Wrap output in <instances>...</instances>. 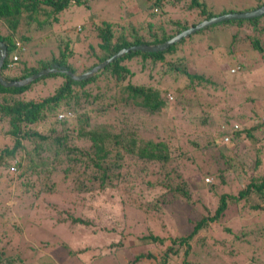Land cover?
Returning <instances> with one entry per match:
<instances>
[{
	"label": "trees",
	"instance_id": "trees-1",
	"mask_svg": "<svg viewBox=\"0 0 264 264\" xmlns=\"http://www.w3.org/2000/svg\"><path fill=\"white\" fill-rule=\"evenodd\" d=\"M91 1L0 0V21L4 22L8 29L5 34L0 31V40L6 45V57L0 68L3 77L20 80L50 67L53 63L66 65L75 73H84L123 47L158 44L196 25L203 19L229 12L251 10L264 5V0H257L254 5L248 7H223L216 11L213 4H208L207 0H144V6L133 4L135 11L128 12L131 18H136L138 15L143 16L144 21L139 24L124 21L126 10L132 5L129 6V0L127 3L122 0L123 16L115 21L104 19L95 23L100 40L96 43L97 45L87 47V55L82 58L81 62L86 64L88 58H93V61L86 67H82L83 69L76 71L73 65L66 61L64 50H59L57 58L48 60L40 57L36 58L33 64L21 60L20 57L26 53V45L30 42L33 32L40 33L41 36H38L41 40L50 38L49 34L53 32H47L48 29L53 30L54 27L59 28L65 25V14L68 11L76 6L87 9ZM177 11L181 13L180 16H175ZM22 21L27 29L23 28L20 32ZM88 24L80 25L83 28ZM65 28L71 29L66 26ZM80 29L76 27V30ZM223 31L225 35H222ZM203 41L207 42V50L210 52H204V56L209 54L207 57H211L215 49L219 54L220 50L225 49L224 56L228 59L227 66L230 73H233L231 69L237 66L239 68L236 69L238 71L235 70V73L246 71L259 62V59L252 56L259 54L262 59L264 57V13L258 17L224 20L206 26L170 45L164 51L132 50L109 62L87 79L74 80L65 73L52 72L37 77L24 86L5 87L0 84V122L6 121L9 125L6 133L10 139V143H5L0 149V180H4L8 175L13 176L11 177L13 182L18 179L21 194L13 192L14 185L12 190L10 188L7 190L6 198L8 201L12 195L16 198L12 205L15 208L18 205L23 206L20 203L24 201L26 203L27 198L45 194L40 197L39 201L32 200L28 206V211L32 215H27V219L31 221L28 224V231L34 229L38 232L37 236L31 238L35 239L32 242L37 248H42L48 242V239L44 238L47 230L41 231L38 228L42 226L43 221L47 220L50 226H57L61 218L64 222H66L64 219H67L72 222L71 224L88 222L83 215H76V210L73 208L77 201L74 199L72 203H67L68 201L64 203L65 199H60L62 193L68 192L74 197L78 195L82 197L86 192L87 195L108 187L118 188L120 186L135 187L149 192L157 190V195L152 199H148L143 205L139 203L134 208L157 213L156 220L163 226L162 218L166 215L168 205L179 199L184 200L188 205L196 202L197 199L193 196L195 195L194 190L199 191V181L206 182V190L210 189L214 193L217 181L210 182L209 176L214 173L219 183L226 184L237 169L233 161L237 159V155L244 158L252 156L246 149L248 146L246 142L254 144L252 148H255V153L249 165H241L244 172L241 185L239 183V186L233 189L235 192H228L230 190L225 189L227 191L219 193L215 199L214 208L209 209L207 214L204 213L196 218L188 217L190 230L171 236L172 245L164 249L157 259L161 264L177 256L178 249L174 246L176 244L186 246L184 251L186 255L193 239L197 243L204 244L206 239L215 238L213 235L212 237L207 236V228L229 212L230 215L234 214L233 206L245 207L254 212L264 210V163L258 154L260 149L257 147L261 144V137L256 135L257 132L264 130V105L256 104L251 109L252 113L246 115L245 119L243 118L245 113L229 114V110H226L219 119L217 134L210 133L204 145H200L202 140L196 139L198 127L207 124V120L201 118L199 121H194L187 112L188 106H191L189 103L198 101L200 92L210 87L213 92L218 89L216 78L213 77V79L211 75H207L204 67L196 65L195 57L201 59L200 54L205 49L199 46ZM221 43L223 48H219ZM194 44L199 50L197 56H195L197 51L193 49ZM72 52L71 49V56ZM236 52H241V55ZM191 53L195 57H192ZM14 55L17 56L16 60L13 59ZM245 56L246 59L242 60ZM206 58L204 62L207 63ZM230 65L232 67L229 68ZM192 67L194 70H191ZM53 78H59L64 82L56 91L47 94L43 100H21L22 94H28L40 83ZM171 79L176 80L177 83H173ZM181 96L182 98L187 97L189 103L180 101ZM81 98L84 99V103L96 104L100 108L98 110L101 111V115H105L106 120L115 119L117 126L109 129L108 124L92 125L87 113H78ZM171 98L174 100L173 103ZM242 98L252 101L249 96L242 95ZM177 99L178 103L183 102L179 108V114L177 112L179 109L177 110L176 106L172 105L177 102ZM186 107L188 108L184 110ZM166 108L171 110L173 116L178 115V119L184 120L187 124L188 129L183 127L180 131L178 130L183 135L176 133L177 139H174L168 132V125L164 119L162 127L166 135L161 137L152 134V136L147 135L146 138L139 140L138 130L133 126L125 125L126 120L132 121L128 114H135L137 117L135 119H141L140 126L143 127L149 120L147 116L137 114L138 112L163 113ZM111 109H117V111L121 109V111L112 112ZM58 113L64 114L59 120L54 116ZM124 115L125 117H120ZM75 118L80 121L77 127ZM123 124L124 129L120 130ZM116 128L117 133L114 132ZM73 133L86 141L88 146L82 150L71 145ZM226 135L228 140L224 141ZM263 135L262 132L261 136ZM230 150L231 153H227ZM196 155L206 157L209 167L205 169L203 174L206 175L205 177L195 173L194 177L197 180L195 183H190L188 178L190 172L186 171L190 170L189 167L197 165ZM57 167L62 169L63 174L58 173L56 178L47 176L48 181L45 186L47 189L34 192L35 195L30 196V191L35 184L31 180V174L44 172L45 169L53 170ZM50 172L52 171H46L48 175ZM63 182L67 190H64L65 187L59 188V184ZM0 193H2L1 190ZM57 196L59 198L54 199ZM18 201L19 204H17ZM36 203L42 206L41 210L44 211L46 219L32 213L31 208ZM3 204L9 207L11 202L9 205ZM172 218L177 220L171 216ZM149 223L147 228L150 226ZM227 230L230 232L229 228ZM149 233V235L136 233L139 235L135 239L136 244L146 246V243L150 241L160 243L164 241L165 237L161 235L162 233L156 234L152 231ZM237 237L238 234L235 238ZM210 242L218 248L227 246L226 253L231 256L230 240L225 242L226 245L218 238ZM21 256V251L14 247L7 235L0 230V264H25ZM149 256V253L145 255L146 258ZM183 264L189 263L184 262Z\"/></svg>",
	"mask_w": 264,
	"mask_h": 264
},
{
	"label": "rangeland",
	"instance_id": "rangeland-1",
	"mask_svg": "<svg viewBox=\"0 0 264 264\" xmlns=\"http://www.w3.org/2000/svg\"><path fill=\"white\" fill-rule=\"evenodd\" d=\"M125 1L126 3L128 2V0ZM207 1L208 4H213L216 11L221 10L223 7H248L257 2V0ZM133 4L144 6L145 3L144 0H129V6H132L126 10V18L124 21H133L141 24L144 21L142 20V15H138L136 18H131V15H128V12L135 11V5ZM122 7V0H92L87 9L76 6L65 14V25L60 26L59 28L54 27V31L52 28L48 29L47 32H53L49 34L51 35L50 38L41 40L40 33L37 34L33 32L30 42L26 45V53L20 57L21 60L33 64L36 58L42 57L48 60L51 58H57L59 57V52L64 50L66 53V61L73 65L76 71L83 69L87 64L93 61V58H88L86 64L81 62L82 58H85L87 55V47L96 44L100 40L95 23L97 24L100 20L104 19L118 20L123 16V11H121ZM180 15L181 13L179 11L175 13V16ZM82 23L89 24L88 26L86 25L87 27L85 26L82 28L80 25ZM65 26L71 27V29L65 28ZM76 27H80L81 29L76 30ZM23 28L27 29L24 21L20 24V32L23 31ZM0 31L3 34L8 31L5 23L1 21ZM208 32L206 33L207 35ZM223 32L224 34L222 33V35H225V31ZM67 44L68 46H66ZM199 46L205 48L200 54L202 58L198 59L195 57L198 55L199 51L195 44L193 49L194 51H197V53L195 56L191 53V56L195 57L197 66L204 67V72L207 75L216 78L215 80L218 81V89L213 92L210 90V87L209 89L200 92V98L195 102H188V94H186L187 97L185 98H182L181 96L180 101H187L191 104V106H188L189 110L187 112L194 121H199L201 118L207 120V124H202L198 127L197 134L195 135L197 137L196 139L202 140L200 145H204L206 139L210 137V133L214 132V134H217L216 129L219 128L217 126L220 123L219 119L226 110H229V114L238 112L245 113V116L243 117L245 119L247 118L246 115L252 113L251 109L256 104L264 105V69H262L264 66V57L262 59L260 57L261 55L255 54V56L252 57L259 59V62L251 67L248 66L250 68L246 71L242 70L237 73H230L227 66L228 59L224 56L226 52L225 49L220 50V54L216 53L215 49V51H212L211 57H207L209 54L204 56V52L210 53L209 50H207V42L205 43V41H203ZM219 48H223L222 43L219 45ZM71 49L73 50L72 56L70 54ZM236 54L241 55V52H236ZM205 58L207 63L204 62ZM244 59H246V56L243 57L242 60ZM203 64H205V66ZM259 66L262 67L260 68ZM230 67L232 66L230 65L229 68ZM191 70H194V67H192ZM231 72L234 71L231 69ZM171 81L177 83L176 80L171 79ZM63 82L64 81L59 78L46 80L40 83L37 88L31 89V92L28 94H22L20 98L25 101L31 99L34 101H41L47 94L56 91ZM178 94L179 93L177 92V95ZM242 95L251 97L252 101L243 99ZM115 98H117V96H115ZM81 101L82 102L79 103L78 113H87L92 125L100 123L108 124L109 129L117 126L115 119L110 118L106 120V116L101 115V111L98 110L100 108L96 104L84 103V99L82 98ZM173 101L174 100L172 99V103ZM180 101L178 103L177 99V102L172 104L176 106L177 110L181 108V105L183 104V102L180 104ZM115 105L117 104L115 103ZM111 111L120 112L121 109L118 111L117 109H111ZM177 112L179 114L180 109ZM68 114L73 115L71 113ZM137 114L147 116L146 118H148L149 122H146V126H140L141 119H135L137 118L135 114H128V117H131L132 121L126 120L125 125L127 127L133 126L134 129L138 130L137 137L139 140L146 138L147 135L152 136V134L159 137L166 135V132L162 127L163 119L168 125V132H170V135L174 139H177L176 133L181 136L183 135L179 133L180 129L183 127L187 128L185 121L179 120L178 115L173 116L169 108H166L163 113L150 114L148 112H138ZM54 116L57 118V114ZM120 117H125V115ZM74 121H76L75 126L77 127L80 124V121L76 118ZM125 125L123 124L120 130H123ZM8 128L9 125L6 121L0 122V149L4 147L5 143H10L8 133H6ZM219 130L221 131V128ZM114 132L117 133V128ZM262 132L264 133V130H262ZM262 132H257L256 135L261 137V144L259 140L260 145L257 147L260 149L258 154L261 157L262 163H264V135L261 136ZM204 137L206 138L201 139ZM183 139L185 140V138ZM169 143L171 144L172 142ZM245 144L248 145L246 149H248V152H250L252 156L244 158L243 156L236 154L237 159L233 161L235 162L237 169H235L234 173H232L231 177L226 181V184L219 183L213 173V175L209 177L211 178L210 182L213 181L212 183H215L214 181H217L216 192L214 193L210 189L208 191L206 190L205 181V183L199 181V191L197 192L194 190L195 195L193 196L194 199H197L196 202L188 205L184 200L179 199L173 204L168 205L166 207V215L162 218L163 226H161L156 220L158 217L157 213H152L146 209L138 210L134 208L136 205H139V203L143 205L145 201L152 199L157 195V190H150L149 192L144 189L139 190L135 187H108L102 191L99 190L87 195L86 192L82 197L80 195L74 197L69 195L72 193L64 192L60 199L64 198V203L66 201H68L67 203H72V200L75 199L77 202L74 204L73 209L76 210V215H83V217L88 219V222L71 224L72 222L67 219H64L66 221L64 222L61 218L58 221L59 223L57 226H50L48 225L47 220L43 221L42 226H39L38 228L41 231L47 230L44 238H47L48 242L44 244L42 248H37L32 242L35 239L31 238L37 236L38 232L34 229L28 231V224L31 223V221L27 219V215L32 216L28 211V206L32 200L39 201L40 197L45 195L39 194L37 197L32 196L35 195L34 192L47 189L45 188L46 182L48 181L47 176L56 178V175L61 173L62 169L57 167L53 170L45 169L44 172L32 173L31 180L33 181V184L35 183L30 191V196L32 197L27 198L26 203L24 201L25 204L23 202L20 203L19 200L17 204L20 203L23 206L18 205L16 208L12 206L16 198L13 195L9 201L6 198L7 190L9 188L12 190L14 185L13 192L21 194L19 183H17L18 179L13 182L11 180V177L13 176L8 175L4 180H0V190L3 193H0V201L7 205L11 202L9 207H5L4 204L0 202V230L7 235V238L10 239L13 246L21 251V257L24 259L25 264H160L157 258L164 249H167L172 245L170 237L175 236V233H185L187 230H190V223L187 221L188 217L196 218L204 213L207 214L209 209L214 208L215 199L219 193L227 190H230L228 192H235L233 189L239 186V183L241 185L244 176L241 165H249L252 162L255 153V148H252L254 144L250 142H246ZM71 145L77 146L82 150L88 146L87 142L79 138L76 133H73ZM172 152H174V150H172ZM227 153H231V150ZM196 160L197 165L189 167L188 169L190 170L186 171L190 172L188 174L190 183L196 182L197 179L194 177L195 173H198L203 177L205 169L209 167L207 165L208 160H206V157L203 158L202 156L196 155ZM15 171L12 172L15 173ZM46 171L52 172L48 175ZM61 174H63V172ZM62 187H65L64 190H67L65 182L59 184V188ZM51 197L52 196L50 195V199ZM46 198L48 199V197ZM58 198L59 197L57 196L54 199ZM82 202L83 205H81ZM41 207L42 206L39 203H36L35 206L31 208L32 213L46 219ZM233 208L235 210L234 214L230 215L229 212V214H226L222 219L214 221L212 225L207 228L206 232L207 236L212 237L213 235L215 238L221 239L224 243L230 240V247L232 248L231 256L226 253L227 246L226 248L223 246L218 248L210 242L215 238H211V240L206 239L204 244L197 243L193 239L191 242V248L186 255L184 254L186 246H178L176 244L174 246L178 249L177 256L169 262H163L161 264H183L184 262H188L189 264H264V210L261 212H254L245 207L233 206ZM171 216L175 217L177 220H174L173 218L171 219ZM148 223L150 226L147 228ZM227 228H229L230 232ZM150 231L156 234L162 233L161 235L165 237L164 241L162 243L158 241H150L146 243V246H138L135 242L137 236L143 234L149 235ZM136 233H139V235H136ZM237 234L238 237L235 238ZM147 253L150 255L148 258L145 257Z\"/></svg>",
	"mask_w": 264,
	"mask_h": 264
},
{
	"label": "water",
	"instance_id": "water-1",
	"mask_svg": "<svg viewBox=\"0 0 264 264\" xmlns=\"http://www.w3.org/2000/svg\"><path fill=\"white\" fill-rule=\"evenodd\" d=\"M264 13V5H261L257 8L251 9V10H245V11H239V12H229L224 13L221 15H215L207 19L201 20L199 23H197L194 26H191L189 28H186L182 30L181 32L175 34L168 40L154 44H138V45H132L128 47H123L120 50H118L116 53L105 59L104 61L98 63L97 65L93 66L89 70L85 71L81 74L74 73L71 69L67 68L65 65H60L57 63H53L50 67L44 68L40 70L38 73L32 74L26 78L20 79V80H10L3 77V75L0 72V84L3 86H24L27 85L32 80L36 79L37 77H41L42 75L48 74V73H56V72H62L70 76V78L74 80H82L87 79L91 77L95 72H97L99 69L103 68L105 65H107L109 62L113 61L116 58L121 57L127 52L134 51V50H140L144 52H160L167 49L170 45L180 41L182 38L187 37L188 35L200 30L201 28H204L206 26L224 21V20H233V19H248L253 17L261 16ZM6 57V45L4 42L0 40V68L4 62V59Z\"/></svg>",
	"mask_w": 264,
	"mask_h": 264
},
{
	"label": "built area",
	"instance_id": "built-area-1",
	"mask_svg": "<svg viewBox=\"0 0 264 264\" xmlns=\"http://www.w3.org/2000/svg\"><path fill=\"white\" fill-rule=\"evenodd\" d=\"M13 59L16 60V59H17V56L14 55V56H13ZM237 68H239V66H237L236 69H237ZM234 70H235V68H232V71H234ZM57 116H58V118H62L64 115H63L62 113H59ZM227 140H228V136L226 135V136L224 137V141H227ZM12 169H14V168H12ZM207 180H208V179H207Z\"/></svg>",
	"mask_w": 264,
	"mask_h": 264
},
{
	"label": "clouds",
	"instance_id": "clouds-1",
	"mask_svg": "<svg viewBox=\"0 0 264 264\" xmlns=\"http://www.w3.org/2000/svg\"><path fill=\"white\" fill-rule=\"evenodd\" d=\"M66 66V65H65ZM68 68V67H67ZM236 69V68H235ZM238 69V68H237ZM236 71H238V70H236ZM235 70H234V72L233 73H235L236 72ZM75 73V72H74ZM76 74H79V73H76ZM81 74V73H80ZM59 114V113H58ZM57 114V115H58ZM63 114V113H62ZM64 115V114H63ZM57 119L59 120V119H61V118H58V116H57Z\"/></svg>",
	"mask_w": 264,
	"mask_h": 264
}]
</instances>
